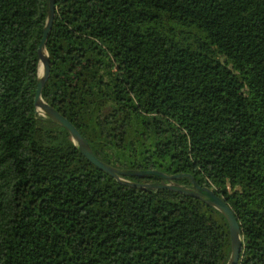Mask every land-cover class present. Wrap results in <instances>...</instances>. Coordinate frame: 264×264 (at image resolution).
Returning a JSON list of instances; mask_svg holds the SVG:
<instances>
[{
    "label": "trees",
    "instance_id": "trees-1",
    "mask_svg": "<svg viewBox=\"0 0 264 264\" xmlns=\"http://www.w3.org/2000/svg\"><path fill=\"white\" fill-rule=\"evenodd\" d=\"M48 6L0 0V264H226L221 210L120 182L36 110ZM46 48L42 96L99 158L191 173L264 264V0H56Z\"/></svg>",
    "mask_w": 264,
    "mask_h": 264
},
{
    "label": "water",
    "instance_id": "water-1",
    "mask_svg": "<svg viewBox=\"0 0 264 264\" xmlns=\"http://www.w3.org/2000/svg\"><path fill=\"white\" fill-rule=\"evenodd\" d=\"M55 4H56V0H49L47 20L38 47L40 65H39V75L37 78V87L35 92L36 110L43 113L46 116H49L54 121L64 125L70 131L72 138L77 142L78 147L82 151V153L90 161H92L100 168L106 170L111 175L116 177L120 182L142 188H155V187L170 188L173 190L180 191L182 193H186L201 198L207 203L221 210L228 219L230 226V233H231V255L226 264H237L241 256V251L243 246V234L240 223L238 221V218L234 210L223 196L219 195L216 191H214V189H212L208 185H203L199 183L194 178V176L189 172H178V173L169 174L158 169L119 168L102 160L94 153L88 142V139L80 132L78 127L66 115H64L61 111H59L56 107H54L52 104H50L43 98L42 91L49 78L51 71L50 56L46 48V42L50 34L54 20ZM148 174L160 175L161 177L164 178V180L134 181L126 178V175L145 176ZM182 176H189L192 180V184L186 185L179 183L175 180L176 178Z\"/></svg>",
    "mask_w": 264,
    "mask_h": 264
},
{
    "label": "flooded vegetation",
    "instance_id": "flooded-vegetation-1",
    "mask_svg": "<svg viewBox=\"0 0 264 264\" xmlns=\"http://www.w3.org/2000/svg\"><path fill=\"white\" fill-rule=\"evenodd\" d=\"M192 184V183H191ZM191 184H187V185H191Z\"/></svg>",
    "mask_w": 264,
    "mask_h": 264
}]
</instances>
